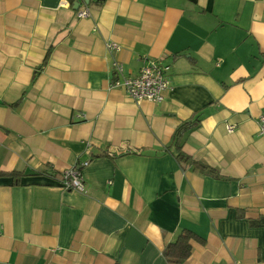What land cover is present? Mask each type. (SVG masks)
Returning a JSON list of instances; mask_svg holds the SVG:
<instances>
[{
    "label": "crops",
    "instance_id": "crops-1",
    "mask_svg": "<svg viewBox=\"0 0 264 264\" xmlns=\"http://www.w3.org/2000/svg\"><path fill=\"white\" fill-rule=\"evenodd\" d=\"M156 59L171 87L137 102ZM263 112L264 0H0V264H169L183 229V264H264ZM196 115L182 150L220 177L176 158Z\"/></svg>",
    "mask_w": 264,
    "mask_h": 264
},
{
    "label": "built area",
    "instance_id": "built-area-1",
    "mask_svg": "<svg viewBox=\"0 0 264 264\" xmlns=\"http://www.w3.org/2000/svg\"><path fill=\"white\" fill-rule=\"evenodd\" d=\"M78 18L90 16V9L87 5L76 10ZM111 50H120L116 42H108ZM161 59L149 60L137 76H125L122 84L127 94L137 102L149 100L153 102H162L166 98V93L171 87L169 73L171 66L164 64ZM114 71L122 72L123 66L120 62L114 61ZM260 135L264 138V112L259 117ZM235 124H227L228 131L235 130ZM86 163L82 164L83 166ZM80 165L72 166L62 172L61 184L64 188L86 191V183L82 174Z\"/></svg>",
    "mask_w": 264,
    "mask_h": 264
},
{
    "label": "trees",
    "instance_id": "trees-1",
    "mask_svg": "<svg viewBox=\"0 0 264 264\" xmlns=\"http://www.w3.org/2000/svg\"><path fill=\"white\" fill-rule=\"evenodd\" d=\"M96 3L102 4L105 0H95ZM49 57V51L47 53V56L45 58L44 63L47 62V59ZM21 101L13 104V106H16L20 103ZM200 117L198 115L194 116V118L183 121L179 126L176 128L174 134H173V142L175 143L176 146V158L178 159L179 162L186 164V165H193L196 171L202 172L207 175L215 176V177H220V174L215 170V168L204 164L203 162L197 161L193 159L190 155L186 154L182 150V145H183V137L186 132H188L191 129H194L199 126L200 124ZM3 173L0 170V174ZM6 173V172H5ZM8 174L11 175H21L22 173L12 171V172H7ZM250 224L252 226H263L264 225V217H261L260 219L257 220H250ZM196 241L198 243L204 244L205 240L196 234L194 231L190 229H183L176 241L168 243L164 250H163V256L167 260L169 264H183L192 254V242ZM115 264H120V263H115Z\"/></svg>",
    "mask_w": 264,
    "mask_h": 264
},
{
    "label": "water",
    "instance_id": "water-1",
    "mask_svg": "<svg viewBox=\"0 0 264 264\" xmlns=\"http://www.w3.org/2000/svg\"><path fill=\"white\" fill-rule=\"evenodd\" d=\"M86 1V4H89L90 3V0H85Z\"/></svg>",
    "mask_w": 264,
    "mask_h": 264
}]
</instances>
